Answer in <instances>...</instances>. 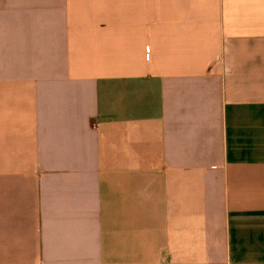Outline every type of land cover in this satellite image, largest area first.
I'll return each instance as SVG.
<instances>
[{
	"label": "crops",
	"instance_id": "obj_1",
	"mask_svg": "<svg viewBox=\"0 0 264 264\" xmlns=\"http://www.w3.org/2000/svg\"><path fill=\"white\" fill-rule=\"evenodd\" d=\"M0 264H264V0H0Z\"/></svg>",
	"mask_w": 264,
	"mask_h": 264
}]
</instances>
